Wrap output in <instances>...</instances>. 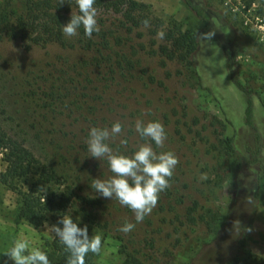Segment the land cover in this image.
Wrapping results in <instances>:
<instances>
[{"label":"rangeland","instance_id":"obj_1","mask_svg":"<svg viewBox=\"0 0 264 264\" xmlns=\"http://www.w3.org/2000/svg\"><path fill=\"white\" fill-rule=\"evenodd\" d=\"M134 1L147 6L143 12L154 23L175 21L182 30H194L196 50L188 63L160 54L165 44L163 27L121 26L122 12L94 5L99 27L110 31V47L101 54V46L88 50L76 43L77 37L69 38L75 44L67 47L34 43L29 37L0 41V126L19 134L39 157L69 158L82 193L100 201L93 209L87 207L92 218L82 217L79 205L67 211L79 227L87 225L90 237L102 238L92 264H122L125 253L143 264L226 260L236 247L233 235L219 224L238 213L250 222L245 250L264 258V174L257 167L252 171L258 186L254 215L250 216L244 196L254 174L239 172L234 179V161L225 156L222 144L224 138L232 137L243 155L254 144L253 132L243 122L246 98L230 80L223 50L206 38L196 16L180 0ZM194 1L214 12V36L232 56L234 74L253 98V122L262 136L260 157L264 161V0ZM24 3L0 0V6L7 5L16 14L24 10ZM70 10L78 12L75 2ZM118 58L125 62L111 67ZM51 89L59 93L57 106L39 108L42 101L33 92ZM137 119L161 122L167 139L162 148L152 142L153 149L171 151L179 161L170 186L140 223L128 207L91 188L93 179L106 180L113 173L105 159L89 157L86 143L91 127L110 128L120 121L123 134L107 143L114 153L131 156L146 142L134 130ZM39 130L41 134L35 137ZM121 139H127L126 146L120 144ZM5 168L0 154V173ZM20 188L26 190L25 185ZM61 190L58 185L50 188L55 193ZM194 203L196 217L207 210L217 215V235L212 231L214 223H188L186 211ZM18 207V195L0 184V257H7L8 264L14 262L5 253L16 240H26L29 250L43 251L46 242L57 238L45 226L56 224L54 218L34 227L17 221ZM127 222L135 227L125 234L119 229ZM210 250H214L212 257L206 256Z\"/></svg>","mask_w":264,"mask_h":264},{"label":"trees","instance_id":"obj_2","mask_svg":"<svg viewBox=\"0 0 264 264\" xmlns=\"http://www.w3.org/2000/svg\"><path fill=\"white\" fill-rule=\"evenodd\" d=\"M180 1L196 16L206 38L212 43H217L223 50L230 80L246 98L243 122L253 132V146L247 148L246 155H243L235 148L232 137H226L222 140L225 156L232 158L234 161L233 177L236 179L239 172L247 175L252 174L254 167L262 170L264 174V161L260 157L263 152L262 136L253 122V98L235 76L232 56L214 36V12L210 7L199 4L194 0ZM74 2L75 0H65L62 5H59L60 0H25L24 10L19 14H16L7 5L0 6V41L4 37L8 39L17 37L27 39L29 37L34 43H56L63 47L74 45L75 42L70 44L69 38L65 37L62 32V25L68 23L71 18L70 7ZM96 5L112 9L117 13L122 12L121 26L129 24L132 28L144 27L142 21L147 19L149 25H153L156 29L163 27L165 44L160 47L159 51L165 59L177 58L188 63L189 57L196 50L194 30H182L175 21H169L167 25L162 20H157L156 23L152 22V16L143 12L147 8L145 4L134 0H96ZM103 29L102 25L99 33H93L92 38L89 39L85 36L81 27L78 30V35L75 36L77 37L76 43L83 44L88 50L97 45L98 47L103 46V48H98L100 49L98 50L99 54H101L105 48L110 47L108 36L110 31ZM31 35L33 36L30 37ZM99 37L101 41L97 42L96 38ZM115 61L117 62L112 63L111 67L120 66L121 63L125 62V60L121 61L119 58ZM32 95H37V98L42 101L39 104L41 109L57 106V102L60 100L59 93L54 89L39 94L33 92ZM40 134L39 130L35 137ZM0 154L6 164L4 172L0 173V184L12 190L19 197L17 221H25L34 227H39L51 217L57 223L75 205H79L82 217L88 219L92 218V214L88 212L87 207L93 209L100 205V201L96 198L82 193V188L78 186V173L74 170L69 158L63 155L59 159H56L55 156L47 158L45 154L39 157L29 146L24 144V141L19 138V134L13 135L10 129H5L2 126H0ZM21 185L26 186L25 191L20 188ZM53 185L61 186V192L50 191ZM257 186V174H254L253 181L247 189V196H244V200L247 199L250 205V216L254 215L256 207ZM196 207L197 203H194L187 209L185 217L188 223L195 225L200 221L207 226L214 223L212 231L217 235L219 232L215 228V222L218 221L217 215L207 210V212L205 211L196 217ZM60 226L62 227V225ZM249 226L250 222H245L243 215L239 213L235 216H228L223 222L221 221L219 227H224L233 235L236 247L235 253L226 260H219L211 264H264V258L245 250V236ZM45 245L46 249L43 252L48 255L50 264H65L69 253L58 238L46 242ZM213 254L214 250L206 251V256L212 257ZM95 256L96 254L88 253L85 257L86 264H92ZM199 262L191 264H207L206 261L204 263ZM0 264H8V258L0 257ZM122 264L143 263L134 255L125 253Z\"/></svg>","mask_w":264,"mask_h":264},{"label":"clouds","instance_id":"obj_3","mask_svg":"<svg viewBox=\"0 0 264 264\" xmlns=\"http://www.w3.org/2000/svg\"><path fill=\"white\" fill-rule=\"evenodd\" d=\"M65 0H60L62 5ZM96 0H75L78 6L77 13H71L68 23L62 25L65 37L71 38L78 35L82 27L84 34L89 39L93 33H99ZM145 28L149 21H142ZM162 38L163 33H158ZM134 130L139 137L146 141L141 143L131 155L114 153L107 143L109 140L120 136L124 127L116 121L111 127H91L87 143L89 157L97 160L105 159L113 175L106 180L93 179L91 188L106 199H116L121 206L128 207L135 215V221L140 223L156 207L159 194L167 189L174 169L179 163L178 158L171 151L157 153L152 142L158 148L164 146L167 139L165 128L159 121L145 123L137 119ZM127 139H121V145H127ZM205 178L206 177H202ZM62 225V227L60 226ZM45 226L59 239L69 253L65 264H86L85 257L88 253L98 254L101 250L102 238L100 235L88 234V227H79L71 215L65 214L56 224ZM135 224L127 222L119 230L125 234L131 232ZM14 264H50L48 255L38 248L29 250L26 240H16L9 251L5 253Z\"/></svg>","mask_w":264,"mask_h":264}]
</instances>
